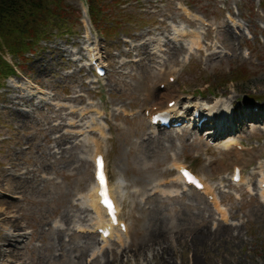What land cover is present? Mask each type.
I'll return each mask as SVG.
<instances>
[{"label":"rangeland","instance_id":"rangeland-1","mask_svg":"<svg viewBox=\"0 0 264 264\" xmlns=\"http://www.w3.org/2000/svg\"><path fill=\"white\" fill-rule=\"evenodd\" d=\"M59 6L61 18L68 22L62 29L51 30L45 41L18 58L4 46L0 50V56L17 70L16 76H0V210L17 217L21 226L20 236L1 249L8 252L17 247L25 264H50L57 228L72 245L86 236L73 230L90 224L89 212L69 210L65 223L60 215L69 203H79L91 187L90 146L83 150V137H77L74 149L62 153L60 160L61 151L52 150L51 138L56 135L50 134V126L70 118L65 115L69 111L57 109L58 104L78 109L94 104L117 115L106 119L110 129H104L105 140L97 133L91 136L101 144L121 219L130 227L123 239L127 247L167 239L171 263L184 264L176 240L187 241L205 226L214 236L207 247L199 246L200 264H264V216L256 213L264 205L257 193L264 190L259 182L264 180V0H107L95 21L87 18L86 0H62ZM112 27L115 32L109 30ZM180 29L195 32L200 47L188 50L189 45L177 36ZM88 46L96 50L107 78L98 80L89 69ZM27 81L47 93L48 99L43 103L28 99L19 90L28 86ZM161 86L179 97L178 110L184 103L204 106L216 98L226 104V114L234 108H240L239 117L245 108L263 110L262 115L255 114L253 123L242 118L240 128L227 123L246 151L237 158L226 152L221 143L207 138L212 130L207 126L195 129V140L185 130L172 135V146L163 139L151 141L161 132L149 126L144 116L156 104H147L146 97L161 94ZM77 95L81 97L75 99ZM19 97L31 103H21ZM21 114L28 121L16 117ZM216 159L222 161L220 171ZM175 163L192 168L212 187L232 217L231 234H239L240 240L230 242L223 235L224 224L204 195L196 194L208 207L200 205L199 220L190 217L198 210L191 206V191L174 182ZM234 166L244 172L245 183L237 188L230 179ZM154 206L163 221L155 229L142 212ZM3 228L9 227L0 223V233L7 234ZM109 244L110 250L117 251L114 241ZM202 250L210 251V259H204L207 251ZM145 257L129 258L128 264H145Z\"/></svg>","mask_w":264,"mask_h":264},{"label":"bare ground","instance_id":"bare-ground-1","mask_svg":"<svg viewBox=\"0 0 264 264\" xmlns=\"http://www.w3.org/2000/svg\"><path fill=\"white\" fill-rule=\"evenodd\" d=\"M177 36L186 44H188V50L194 51V48H199L200 47V38L197 36L195 32H191L187 34L183 30L180 29L177 30ZM87 52H89L87 50ZM160 67L165 68L164 63L159 64ZM107 78V77H106ZM8 89H11L10 87ZM20 91H23L24 93H27V98L29 99L30 97L33 98V100H38L41 101L42 103L45 102V100L48 99L47 93H44L42 90L39 89V87H34L31 86L28 83V86L22 87L19 89ZM9 91V90H8ZM80 95H77L74 97L75 99L80 98ZM21 100V103H31L30 101L23 100V97H19ZM157 99V100H156ZM156 104H153V107H156L158 111L161 110H169L167 107L168 103H171L174 101V104L172 106L171 112H176L177 113V105L179 104V97L175 96L173 93L169 92V88L167 86L164 87V91L161 94H156V95H150L146 97V102L147 104L149 102H154ZM10 102V100L8 101ZM13 103V102H10ZM90 107H82L78 109L74 105H69V104H58L57 109L66 112L69 111L67 114L70 118H61L59 120L58 125H52L53 127L51 128L50 126V134L51 135H56V137L51 138L53 147L52 150H55L54 152H60V155L62 153L67 154L68 152L72 151L74 149L73 147L76 146L74 143L77 137H83V140L80 141L82 144L83 150L87 149L88 146H90L91 150V160L92 163L94 162L95 156L100 154V148L101 144L93 138L91 135L93 133H97L99 138L101 140L106 139V132H104L106 128L108 130L110 129L108 126V123L106 119H114L116 118V114L114 113L115 110H112L111 112L108 111H101L98 110L97 107H95L94 104H89ZM226 104L222 103L220 99L216 98L213 103H207V106L205 105V108L200 107V105H194L195 110H204V113L206 112V115L209 116V121H211L212 125L215 127L212 128V130L207 131L206 134L207 138H210L214 140L216 143H221L222 144V149H224L228 153H233L234 156L240 157L242 151H246L245 148H242L243 150L239 151L237 147V141L234 138V135L230 134V127L227 126V123L231 122L232 124H236L241 127V119L245 118L248 123H253L254 121V116L255 114H261L263 110L260 108L255 109L254 107L252 108H245V113L240 114V108H234L229 114H224L223 117L219 116L220 112L219 109H221L223 106ZM193 108V109H194ZM187 111V110H186ZM22 113H26L24 111H21ZM151 110H149V113ZM124 113V111H122ZM78 115L80 116L81 120L76 122L72 116ZM126 115V114H125ZM16 117L22 118L25 121H28V116L24 115H16ZM108 117V118H107ZM82 119H84L83 122ZM149 119V118H148ZM105 120V121H103ZM150 120V119H149ZM198 122V121H197ZM204 125V124H203ZM201 125V127H205ZM196 125L193 127L194 129L190 133V138L193 139V132L195 131ZM251 126H249L250 128ZM254 127V126H253ZM69 129L65 130L64 129ZM264 130V126L263 129ZM161 132L159 133L158 137H151L149 139H152L151 141H156L159 142L160 140H164L167 143H169L171 146L174 143V138L172 135L174 133L178 132H183L181 130H178V132L173 131V132H167L165 130L158 131ZM195 140V139H193ZM69 146V147H67ZM70 150V151H69ZM58 154V153H55ZM54 157V156H53ZM88 157V156H87ZM63 159V156L61 155L60 160ZM216 162L218 163V171L222 170V161L220 159H216ZM14 167H16L14 164H12ZM237 167V166H235ZM174 169L179 170L180 165L175 163L173 165ZM42 172L44 170L42 169ZM224 172L226 170L224 169ZM65 176V175H64ZM232 178V175H231ZM230 178V179H231ZM224 177L220 178V181H223ZM180 182L179 178L174 180V182ZM240 183L235 184V187H239L243 185L244 178L243 176L240 177ZM260 186L264 184V180H260ZM204 184V183H203ZM190 190L191 191V203L192 207L196 208L198 210V213L196 215H190V217L193 220H199L202 214L203 210L201 209V206L208 207L207 202L202 201L200 195H196L190 187L186 188L184 187L183 190ZM118 190V189H117ZM114 189L110 188V194L113 198L114 196ZM161 194H164L162 190L159 191ZM257 193H259V196L264 204V190L263 189H258ZM96 194L97 190L93 186V182L91 184V187L89 190L86 192V194L82 195L79 197L77 201L79 203H69L70 205L64 209L62 212L63 214L60 215V221L65 223L68 220L69 217V210H77L80 212L86 213L89 212L91 214L90 218V224L83 227L77 225L76 228L73 230L75 233H79L82 235L86 236H81V240L77 243L72 245L69 242H65L61 233L60 228H57L56 230V237L54 238L53 245L50 247V252H52L53 258L48 261L50 264H118L122 263L123 264H128V259L131 258L133 260L138 259L142 256H146L144 258L145 264H173L171 263L172 257H169L168 255V246H170L168 240L163 239V238H157L155 240V243L149 244V245H140L139 247H135L132 245L127 247L126 244H124V238L127 237L129 234V226H125V231L121 232L118 229H111L110 230V237L108 239H105L102 234H98V237H93L94 234H97L99 230L102 229V231L106 228V223L104 221V211L99 207V201L96 200ZM169 194H172V192L169 191ZM201 195L208 197H212V200L209 203V206L211 205L214 209V212L216 213L218 217V221L223 223L224 225L221 227V230L223 235L227 237V239L231 241H237L239 239V234L233 236L231 234V220L232 217L228 213L227 209L223 208L221 206L220 199L218 198L217 195H215L212 187L208 184H204V188L201 193ZM186 209H189L188 206H185ZM119 210V209H117ZM142 211V210H141ZM146 211V212H145ZM144 214L146 215V220L147 223L150 224L152 228L160 227L162 225V220L159 219L160 215V210L156 206H154V209L147 208L144 209ZM256 213L259 215L264 216V205L263 207H258L256 210ZM211 216V215H210ZM210 216L208 218H210ZM83 217V219H85ZM188 217V216H187ZM17 217L14 215H10L9 213H5L2 210H0V223L3 226L9 227L8 229L3 228L4 230L7 231V234H1L0 233V238L2 241V245H0V260L1 264H25L24 261L19 257V249L17 247H14V249H9L8 252H4L1 248L3 246L9 245L10 241H12V238H18L17 236L20 234L21 226H18L17 223ZM216 224L214 223L213 226ZM149 228V227H148ZM151 228V229H152ZM11 231V232H10ZM69 232L70 229H67ZM206 234H205V233ZM20 236V235H19ZM214 236L211 234L210 231H207L205 229V226L200 230L199 235H192L189 240H176L177 246L180 245V255L183 257V262L184 264H200L199 260L201 259L200 254L198 252V248L200 247H207V242L210 241L211 237ZM207 238V239H206ZM110 241H114L115 244L118 245L117 251L115 249H109V243ZM169 243V244H168ZM98 248V251L93 250L94 247ZM209 246V245H208ZM193 248V249H192ZM127 250V252H126ZM189 250L192 252V255L189 256L188 252ZM202 251H207V250H202ZM210 252V251H209ZM209 252L207 251V255H205L204 259H210ZM87 256L90 257L89 263H86V258ZM124 258L126 260L124 261Z\"/></svg>","mask_w":264,"mask_h":264},{"label":"trees","instance_id":"trees-1","mask_svg":"<svg viewBox=\"0 0 264 264\" xmlns=\"http://www.w3.org/2000/svg\"><path fill=\"white\" fill-rule=\"evenodd\" d=\"M61 1L0 0V50L4 46L11 57H17L33 49L41 40L45 41L51 30H59L62 29V25H67L68 22L60 16L61 11L63 13L59 6ZM106 1L86 0L92 20L95 21V17L100 15ZM109 30L115 32L113 27ZM14 73L15 68L0 56V76Z\"/></svg>","mask_w":264,"mask_h":264}]
</instances>
